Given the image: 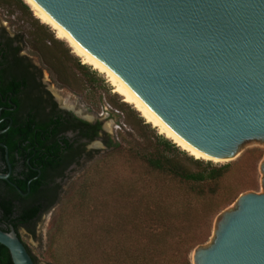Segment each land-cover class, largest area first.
<instances>
[{
  "label": "water",
  "instance_id": "water-1",
  "mask_svg": "<svg viewBox=\"0 0 264 264\" xmlns=\"http://www.w3.org/2000/svg\"><path fill=\"white\" fill-rule=\"evenodd\" d=\"M29 1L194 156L226 164L264 147V0ZM0 244L36 264L13 225ZM192 264H264V192L240 195Z\"/></svg>",
  "mask_w": 264,
  "mask_h": 264
},
{
  "label": "trees",
  "instance_id": "trees-1",
  "mask_svg": "<svg viewBox=\"0 0 264 264\" xmlns=\"http://www.w3.org/2000/svg\"><path fill=\"white\" fill-rule=\"evenodd\" d=\"M24 8L27 9V5ZM79 68L85 70L88 66L79 64ZM7 126V122L3 123L0 130ZM73 127L92 141L101 139L106 148L112 151V160L124 150L118 137L102 136L100 121L91 123L75 119ZM40 138L37 135L28 139L23 130L9 129L0 133V144L8 147L13 166L9 181L0 180V221L8 226L13 225L19 235L22 228L35 234L41 216L58 203L61 192V185L43 189L53 180L50 176L57 164L52 156H55L57 149L40 145ZM144 143L148 146L137 145L126 149L129 160L121 165L112 161L104 171L100 169L97 172L95 182L105 183L109 198L115 199L102 202L103 223L95 224L103 225L105 252L113 255L105 260L96 259L94 264L175 263L172 259L162 258L165 252L188 257V245L192 239L188 232L190 219L200 215L195 206L220 193L221 183L231 168L230 164L214 166L211 161L205 163L194 159L171 140L159 135L155 142L146 137ZM36 151H45L49 155L45 156V160L37 158L39 154L32 157ZM17 153L20 158L16 157ZM5 154L6 150L0 145V158L3 161ZM28 159L30 164L26 163ZM0 171L8 172V166L5 165V170L0 167ZM84 192L85 189L81 197L93 202L95 207L90 209L80 202L76 213L85 220H98L101 214L97 208L100 199ZM26 246L38 264L37 257ZM0 264H13L9 250L1 244Z\"/></svg>",
  "mask_w": 264,
  "mask_h": 264
},
{
  "label": "rangeland",
  "instance_id": "rangeland-1",
  "mask_svg": "<svg viewBox=\"0 0 264 264\" xmlns=\"http://www.w3.org/2000/svg\"><path fill=\"white\" fill-rule=\"evenodd\" d=\"M24 5L27 4L23 0H0V19L4 26L12 34H21L25 52L43 72L47 87L61 107L74 111L89 122H102V136L118 137L124 150L112 160V151L101 139L95 140L92 146L94 151L99 152H94L92 158L72 168L61 182L58 203L42 215L35 234L22 229L21 236L37 257L38 264H94L96 259L105 260L113 255L105 252L103 225L95 224L103 223L102 202L115 199L109 198L105 183L95 182L97 172L100 169L104 171L112 161L119 166L129 160L126 149L137 145L148 146L144 143L146 137L155 142L157 135L165 136L153 125H144L148 124L146 120L133 106L124 102L122 96L114 93L105 75L89 65H86L88 69L81 70L79 64H84L82 59L65 41L58 39L56 32L42 23L28 5L24 9ZM263 162L264 147H245L236 159L227 162L231 168L221 183L220 193L195 206L200 217L196 215L190 219L188 232L192 239L188 245V257L165 252L162 258L174 260L175 263L171 264H192L193 251L211 243L216 219L226 209L234 207L240 195L251 191L264 192L260 176ZM83 189L84 193H91L93 198L100 199L97 207L101 213L99 221L85 220L76 213L80 202L90 209L95 207L93 202L81 197Z\"/></svg>",
  "mask_w": 264,
  "mask_h": 264
},
{
  "label": "flooded vegetation",
  "instance_id": "flooded-vegetation-1",
  "mask_svg": "<svg viewBox=\"0 0 264 264\" xmlns=\"http://www.w3.org/2000/svg\"><path fill=\"white\" fill-rule=\"evenodd\" d=\"M25 50L21 34L9 32L0 19V127L3 123H8L7 128L0 130V133L9 129L23 130L27 133L28 139L40 135V145L54 146L57 149L55 156H52L57 168L51 173L50 177H53V180L43 186V189H46L61 185L73 167L85 159L92 158L94 141L73 127L75 119L89 121L74 111L61 107L47 87L43 72L33 63ZM35 154H39L37 158H44V160L45 156L49 155L45 151L42 153L36 151L32 157H35ZM16 157L21 156L17 153ZM9 163L6 160V154L5 161L0 158L1 169L5 170V165H7L9 172ZM26 163L30 164V159ZM10 165L12 175L13 166L11 163ZM40 175L41 172L38 177ZM0 227L9 229L10 226L0 221ZM22 229L29 233L26 228ZM21 230L20 237L22 238ZM22 241L24 242L23 238Z\"/></svg>",
  "mask_w": 264,
  "mask_h": 264
},
{
  "label": "bare ground",
  "instance_id": "bare-ground-1",
  "mask_svg": "<svg viewBox=\"0 0 264 264\" xmlns=\"http://www.w3.org/2000/svg\"><path fill=\"white\" fill-rule=\"evenodd\" d=\"M34 12V15L42 21L45 25L51 27L53 31L56 32L57 38L65 41L69 47L72 49L73 53L82 59L85 65L93 67L94 70H97L101 74L105 75L108 82L112 85L113 91L115 94H118L123 97V101L127 104L133 106L143 117L148 124L153 125L154 128H157L159 133L173 141L178 147L186 151L189 155L194 157L197 160H204L197 156H194L190 151H188L184 146H182L178 141H176L172 136L165 132L161 127H159L155 122H153L147 115L146 109L109 73L104 70H101L95 67L73 44L72 42L46 17L44 16L29 0H23ZM206 161V160H204Z\"/></svg>",
  "mask_w": 264,
  "mask_h": 264
}]
</instances>
